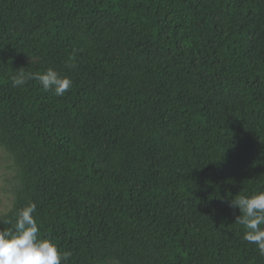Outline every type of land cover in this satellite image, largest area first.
<instances>
[{
	"label": "trees",
	"instance_id": "1",
	"mask_svg": "<svg viewBox=\"0 0 264 264\" xmlns=\"http://www.w3.org/2000/svg\"><path fill=\"white\" fill-rule=\"evenodd\" d=\"M0 146L67 264H264V0H0Z\"/></svg>",
	"mask_w": 264,
	"mask_h": 264
},
{
	"label": "clouds",
	"instance_id": "2",
	"mask_svg": "<svg viewBox=\"0 0 264 264\" xmlns=\"http://www.w3.org/2000/svg\"><path fill=\"white\" fill-rule=\"evenodd\" d=\"M29 79H36L45 91H54L56 96H63L72 86L70 78L52 68L43 74L19 71L12 77L14 86H22ZM230 206L240 210L235 223L244 226V240L257 245L264 255V191L236 195ZM36 211L37 205L32 202L16 213L14 221H2L11 227L0 230V264H67L71 253L40 237Z\"/></svg>",
	"mask_w": 264,
	"mask_h": 264
},
{
	"label": "rangeland",
	"instance_id": "3",
	"mask_svg": "<svg viewBox=\"0 0 264 264\" xmlns=\"http://www.w3.org/2000/svg\"><path fill=\"white\" fill-rule=\"evenodd\" d=\"M27 62L35 59L26 60ZM18 186L17 168L10 153L0 146V217L14 206V189Z\"/></svg>",
	"mask_w": 264,
	"mask_h": 264
}]
</instances>
